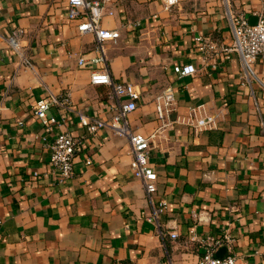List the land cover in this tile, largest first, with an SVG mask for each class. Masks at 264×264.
<instances>
[{
  "label": "crops",
  "instance_id": "1",
  "mask_svg": "<svg viewBox=\"0 0 264 264\" xmlns=\"http://www.w3.org/2000/svg\"><path fill=\"white\" fill-rule=\"evenodd\" d=\"M106 7L102 26L119 31L115 42H103L108 71L141 91L130 127L149 135L163 123L154 97L167 85L176 99L167 119L203 104L218 113L216 125L194 131L174 123L155 137L151 199L165 201L156 220L145 217L150 202L131 169L128 139L110 127L85 136L72 177L59 181L48 166L55 134L83 137L80 115L107 120L116 101L107 86L90 83L95 37L77 31L65 0H0V264L190 263L204 252L189 240L192 227L200 238L228 235L220 247L235 264H264V57L246 78L237 52L205 59L195 42L231 45L228 12L243 11L253 24L264 0H177L168 8L164 0H110ZM13 29L24 31L32 68L7 42ZM184 64L196 72L179 77L174 68ZM48 92L60 102L47 110L57 120L50 130L34 112Z\"/></svg>",
  "mask_w": 264,
  "mask_h": 264
},
{
  "label": "built area",
  "instance_id": "2",
  "mask_svg": "<svg viewBox=\"0 0 264 264\" xmlns=\"http://www.w3.org/2000/svg\"><path fill=\"white\" fill-rule=\"evenodd\" d=\"M65 1L67 3V18L77 21V31L81 34L91 33L95 37L96 50L99 54L89 59L95 65V68L90 73L89 81L94 85L108 87L109 97L116 101V110L107 120L80 115V122L84 125L86 133L83 137L73 136L69 131H58L50 144L48 161L50 172L59 181L71 178L73 175L74 157L81 152L85 136L96 135L101 128L110 127L115 133L128 139L129 151L132 157L131 169L135 177L141 180L150 202L151 209L145 217L148 221L156 220L157 216L165 208V201L160 200L158 204H154L151 199V194L156 191L157 173L149 163V150L155 137L174 123L191 127L194 131L212 129L216 125L218 113L207 111L203 104L190 105L186 114L167 119L176 106L174 90L170 85H167L154 97L156 116L163 123L149 135L137 133L130 127L127 117L129 113L137 108V101L140 98L141 91L133 83L114 79L108 71L104 55L103 42L106 40L115 42L119 37L117 29H108L101 24L104 14L108 11L106 5L110 0ZM176 3L177 0H164V7L168 8ZM228 18L233 33L231 45L217 47L202 36L195 37V42L199 50L204 54L205 59L207 57L210 58L213 51L215 53L237 52L241 60L243 75L248 78L254 74L253 64L256 59L264 57V10L256 14V21L253 24L249 22L248 16L243 11H229ZM23 35L24 31L22 29H13L7 37V42L19 57L20 63L32 68L33 64L22 45ZM85 62L84 56L78 58L79 65H84ZM196 70L193 64L178 65L174 68L175 73L179 77L193 75ZM53 104H60V102L52 92H48L46 96L37 99L34 103V112L46 130H50L57 121L54 116L47 115V110ZM200 220L201 218L197 217V221ZM168 235L172 239L178 237V233L175 230L170 231ZM189 240L201 246L204 252L196 261L183 264L236 263V255L233 253L225 254L221 257L215 255L221 245L225 242H230L228 235L216 239L211 236L200 238L196 236L194 227H192L189 230Z\"/></svg>",
  "mask_w": 264,
  "mask_h": 264
},
{
  "label": "water",
  "instance_id": "3",
  "mask_svg": "<svg viewBox=\"0 0 264 264\" xmlns=\"http://www.w3.org/2000/svg\"><path fill=\"white\" fill-rule=\"evenodd\" d=\"M254 23H255V22H254ZM251 24H252V23H251ZM224 251H225V247L222 246V247H220V248L216 251L215 255L221 257V256H223Z\"/></svg>",
  "mask_w": 264,
  "mask_h": 264
}]
</instances>
